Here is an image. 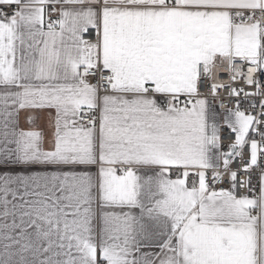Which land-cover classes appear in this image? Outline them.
<instances>
[{"label":"snow or ice","instance_id":"6c2138e0","mask_svg":"<svg viewBox=\"0 0 264 264\" xmlns=\"http://www.w3.org/2000/svg\"><path fill=\"white\" fill-rule=\"evenodd\" d=\"M0 264H264V0H0Z\"/></svg>","mask_w":264,"mask_h":264},{"label":"built area","instance_id":"2783aa9c","mask_svg":"<svg viewBox=\"0 0 264 264\" xmlns=\"http://www.w3.org/2000/svg\"><path fill=\"white\" fill-rule=\"evenodd\" d=\"M237 70H239V66H237ZM223 76H224V78L222 80L218 81V82L225 83V84L231 83V81L227 78V73H224ZM237 86H242V82L241 83H238ZM224 135H225V137H227V135H228L227 131H225Z\"/></svg>","mask_w":264,"mask_h":264}]
</instances>
